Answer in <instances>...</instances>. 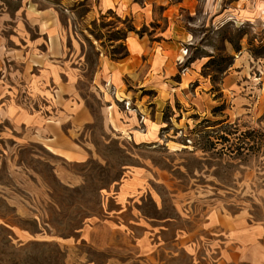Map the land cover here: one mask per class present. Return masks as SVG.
Listing matches in <instances>:
<instances>
[{"label":"rangeland","instance_id":"374dc122","mask_svg":"<svg viewBox=\"0 0 264 264\" xmlns=\"http://www.w3.org/2000/svg\"><path fill=\"white\" fill-rule=\"evenodd\" d=\"M0 264H264V0H0Z\"/></svg>","mask_w":264,"mask_h":264},{"label":"trees","instance_id":"16d2710c","mask_svg":"<svg viewBox=\"0 0 264 264\" xmlns=\"http://www.w3.org/2000/svg\"><path fill=\"white\" fill-rule=\"evenodd\" d=\"M222 138H226V136H225V135H223V136H222Z\"/></svg>","mask_w":264,"mask_h":264}]
</instances>
